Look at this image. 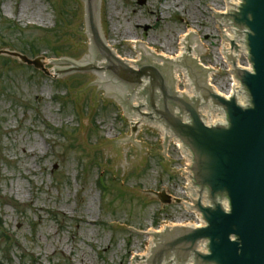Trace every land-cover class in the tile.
Here are the masks:
<instances>
[{
	"label": "rangeland",
	"instance_id": "rangeland-1",
	"mask_svg": "<svg viewBox=\"0 0 264 264\" xmlns=\"http://www.w3.org/2000/svg\"><path fill=\"white\" fill-rule=\"evenodd\" d=\"M101 0V31L118 54L138 62L132 40L173 57L189 29L221 62L214 11L223 0ZM214 10V11H213ZM219 35V36H218ZM81 2L0 0V51L50 60L87 57ZM211 65V66H212ZM212 84L224 94V68ZM92 73L51 80L18 59L0 56V264H130L146 255L149 232L197 224L184 206L174 173L181 155L167 157L162 133H129L115 99L90 86Z\"/></svg>",
	"mask_w": 264,
	"mask_h": 264
},
{
	"label": "water",
	"instance_id": "water-1",
	"mask_svg": "<svg viewBox=\"0 0 264 264\" xmlns=\"http://www.w3.org/2000/svg\"><path fill=\"white\" fill-rule=\"evenodd\" d=\"M225 1L232 8L227 15L218 17L243 41L237 43L244 45L252 65V71L242 69L237 66V57L228 55L241 84V96L229 100L201 81L197 72L205 76L203 70L198 68L196 72V65H190L204 52L197 34L183 37L173 58L155 56L140 43L133 52L138 53V63H120L96 27L99 24L101 28V0H75L82 4L87 57L52 59L50 74L40 59L0 51V56L43 70L51 80L92 73L90 86L95 84V92L104 90V99H115L113 104L119 105L129 133L137 135L132 124L139 118L138 127L148 126L160 134L150 123L155 121L189 151L190 178L197 197L195 209L206 227L164 228L162 234H149L147 256H132L130 264H264V0H242L240 5H234L239 0ZM182 65L194 87H188ZM161 70H168V76L170 70L180 71L178 79L174 78L178 85L168 88L169 80ZM194 88V99L185 97H191ZM204 107L220 113L225 122L206 125L201 114ZM142 112L149 113L147 118ZM161 147L164 148L163 141ZM154 195L164 204L171 202L165 193ZM200 242L207 243L208 253L199 252Z\"/></svg>",
	"mask_w": 264,
	"mask_h": 264
},
{
	"label": "bare ground",
	"instance_id": "bare-ground-1",
	"mask_svg": "<svg viewBox=\"0 0 264 264\" xmlns=\"http://www.w3.org/2000/svg\"><path fill=\"white\" fill-rule=\"evenodd\" d=\"M197 34V31L193 30V29H189V31L187 32V34L184 36H190V35H195ZM101 40L104 42V44L109 48V50L113 53V55L117 58V60L121 63V62H124V61H127V59H124L122 58L118 52L114 49L115 46L112 45L107 39L106 37L104 36V32L101 31ZM198 42H199V47L200 48H204V46L201 44V42L199 41L198 39ZM132 43L135 45V48L137 47L138 44H140L141 42L137 41V40H132ZM143 49H145L146 51L150 52L151 54L155 55V56H158L154 53V51H152L146 44H143ZM205 51V50H204ZM161 57H167V56H164V55H160ZM167 58H173V57H167ZM196 60L198 58H195ZM135 63H138V62H135V61H129L128 60V65H132V64H135ZM52 73V72H51ZM53 74V73H52ZM210 82V79H208V83ZM207 86H209L207 84ZM210 87V86H209ZM215 92L218 93V90L216 88H214ZM177 227L179 228H186V227H192V228H197L195 225H178ZM149 234H160V232H157V231H154V230H151L149 232ZM162 234V233H161ZM138 256V255H137ZM139 256H142V255H139ZM143 256H147L146 255H143Z\"/></svg>",
	"mask_w": 264,
	"mask_h": 264
}]
</instances>
